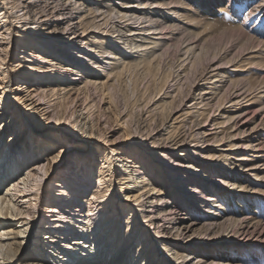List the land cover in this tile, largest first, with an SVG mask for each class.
Returning <instances> with one entry per match:
<instances>
[{
	"label": "bare ground",
	"instance_id": "6f19581e",
	"mask_svg": "<svg viewBox=\"0 0 264 264\" xmlns=\"http://www.w3.org/2000/svg\"><path fill=\"white\" fill-rule=\"evenodd\" d=\"M1 1L9 6V11L0 3V264H129L133 250H136L135 264H223L218 259L232 255L229 253L232 247L225 245V240L218 239L217 243L205 246L199 244L207 243L194 244L190 240L196 236L214 238L232 223L235 227L227 234L232 233L238 239L251 236L264 240V227L259 230L258 221L222 214L218 210L225 196L228 200L231 197L237 201L239 198L248 200L251 195L262 191L248 193L240 182L243 173L248 172L249 178L254 177L256 181H262L257 179L259 176L264 179V166L257 167V160L264 157V141L259 134L254 135L256 131L243 135L250 123L245 118L252 109V103L244 105L250 100L248 95H244L246 90L244 93L228 91L229 86H235L239 80L232 78L228 68L218 60L200 72L197 85L178 106L173 104L170 85L164 96L158 94L161 98L155 105L154 102L151 104L156 113L166 112L163 115L166 121L171 117L172 123L183 121L184 124H193L195 128L189 134L177 136L174 130L162 145H158L161 139L147 136L146 143H141L143 151H128L120 146L115 149L106 147L100 152L98 148L97 152L103 157L98 164L94 161L91 165L89 160L78 155L82 161L78 169L49 183L51 169L58 160L55 156L65 150L71 139L66 135L58 137V151H54L56 153L52 156V153L43 155L45 147L38 135L35 136L37 141H32L26 117L6 101L4 79L7 73L3 65L9 60L12 34L17 40L16 48H22L18 57L22 59H11L9 70L22 80L20 88L24 89V108L34 119H54V114H50L52 105L43 102V96L52 94L58 99L71 101L93 88H109L128 69L149 68L165 47L178 40V34L174 32L177 28L186 30L190 36L195 35L194 39L187 37L180 49L181 56L189 54L195 59L204 50L199 41L207 26L200 30L195 18L185 15L187 7L184 1ZM218 1L206 2L212 5ZM208 4L207 9H210ZM110 18L115 19V24L109 27ZM141 19L144 21H139ZM166 28L169 30L164 31ZM243 39L252 41L253 38L247 36ZM11 57H16V52ZM224 57L219 60H224ZM182 62L175 76L177 79L186 75H183L186 69L184 60ZM77 73L81 74V87L73 91ZM262 80L264 84V78ZM200 84L204 88L198 92ZM72 91L76 94L70 98ZM259 92H264V89ZM57 118L71 122L64 116ZM17 122L19 128L3 145L6 127L12 131ZM73 124V128L68 129L76 134ZM260 129L263 130L262 127ZM25 136L31 137V142H24L22 151H16ZM46 136L56 142L57 137ZM188 138L190 142L195 140L201 144L213 139L217 142L213 145L214 150L221 147L220 150L228 152L215 153L208 143L203 146L186 143ZM224 139L227 140L222 141ZM231 146L235 147L231 149ZM238 149L252 151V157L236 152ZM206 150L210 153L203 155ZM113 151H116V160L122 164L120 171L114 170V160L111 161L110 157ZM221 155L225 157L224 166L216 168L217 158ZM153 157L160 160L154 163ZM232 160L234 165L242 167L237 176L230 175L227 169ZM187 162L185 170L183 166ZM212 169L214 177L209 175ZM199 174L202 175L199 177ZM135 180L142 184L132 195L138 208L130 206L129 209L128 205L109 199L114 183L134 184ZM44 185L47 187L42 192ZM240 187L247 193L235 190ZM41 194L45 199L41 207L43 216L39 218L42 220L39 236L43 241L38 240L22 262V249L34 221L38 219L35 208L39 207ZM201 206L208 207L201 212L202 223L199 224L193 211ZM126 210L130 212L124 224L126 229H123L120 223ZM135 210L139 219L131 227ZM77 219L79 222L70 226ZM121 232H124V241L120 240ZM76 239L82 241L78 243ZM156 244H161L163 255L157 252ZM180 247L183 249L177 250ZM193 253L198 255L196 262L191 258ZM207 257L210 259L206 260Z\"/></svg>",
	"mask_w": 264,
	"mask_h": 264
},
{
	"label": "rangeland",
	"instance_id": "374dc122",
	"mask_svg": "<svg viewBox=\"0 0 264 264\" xmlns=\"http://www.w3.org/2000/svg\"><path fill=\"white\" fill-rule=\"evenodd\" d=\"M181 1L182 3L185 2L184 4H186L187 7L185 15L189 14L190 18H195V21L198 22L197 25L200 30H202L203 26H207L205 28V33L200 35L202 38L201 41H199L200 46H202V49L204 50L200 52L199 56L195 59L193 55L189 54L181 56L182 51L180 49L186 43L183 41L188 39L187 37L194 39L195 35L192 34L190 36L186 30L177 28V31L175 29L174 32L175 34H178V38H176L178 40H174L171 45L165 47L162 51V55L157 59V61L151 62V66L149 68L140 66L139 68L128 69L124 72L123 76L119 78L118 81L114 82L109 88H93L89 92L87 91V93L84 94L81 93L77 98L71 99L72 102L68 99H58L56 98V95L52 94H48L46 97L43 96V102H47L52 105L50 107V111H52L50 114H54V119L52 120H49V118H31L28 114V109L24 108V89L20 88V82L22 80L17 79V77L13 74L14 72L9 70L11 66L10 63L12 62L11 59H13V61L19 59L21 61L22 59L18 58L21 55L19 51H21L22 48H20V46L16 48L17 40L15 34H12L9 60L3 65L4 71L7 73V77L4 79V85L7 87L6 101L9 102L10 105L17 107L20 114L23 113L29 126V134L33 135V140L31 137L25 136V138L21 140V144H19V148L16 151H22L21 149L24 142H31V140L37 141L35 136L38 135V139L42 141L41 143L45 147L46 152H44L43 155L52 153L51 155L49 154L52 156L53 153H56L54 151H58L56 149L57 146L60 145L58 137L66 135L69 136V139H71L65 150L59 153L58 156H55L58 160L54 164V168L51 169V171H53L50 176V180L47 181V183L54 179L60 180V178L65 175L64 173L78 169L82 164V161L78 159V155H81V157L86 161L89 160L88 162L91 165L94 161L95 164H98L101 160H103L101 154L97 152L98 148L101 149L100 152L106 147L115 149L120 146L126 147L125 149L128 151H130V149L131 151H143L144 149L141 143H146L147 136L153 135L155 139H161L158 145H162L165 142V138H167L174 130L177 136L187 133L189 134L195 128L193 124H184L183 121L179 123H172L173 120H171V117L166 121L163 119V115L166 112L161 110V113H156L151 109V104L154 102L155 105V102L164 96V92L169 90L170 85L172 88L171 93L170 91L169 93L171 96H174L173 104L178 106L182 102L183 98L186 95L189 96L195 85H197L201 74L200 72L202 70L204 71L210 65L209 63L217 60L222 66L228 68L227 71H230V76L232 78L239 80L236 82L235 86H229L230 88L228 91L231 92L237 90L240 91L239 93H244L246 90L244 95H248L247 98L250 100L244 102V105H246V103H252V106H250L252 109H249V114L245 118V120L250 123L243 135H250L256 131L254 135L256 136L259 134L261 140L264 141V127L262 126L264 125V123H262V119H264V92H259L264 89V84H262V79L264 78V0H219L212 5L206 2L208 0ZM0 3L2 4L3 1L0 0ZM207 4L211 7L210 9H207ZM2 7L9 11V6H7V4L3 3ZM180 19L183 21V18ZM110 21H108L109 27L115 24L113 23L115 22L114 18H110ZM139 21L142 22L144 20L141 19ZM167 30L169 29H164V31ZM247 36L251 37V39L253 38L255 41L253 39L252 41H244L243 38ZM14 52H16V57H11V54ZM221 55L225 56L224 60H219L222 57ZM185 59L187 61H185ZM182 60H184L183 66H185L186 69V72L183 71V75L185 73L186 75L177 79L175 76L179 67L183 63ZM234 68H236V70H233ZM76 76L77 83L73 85V91L79 86L81 87V74L77 73ZM262 86L263 88H261ZM202 88H204V86L200 84L199 90L197 91L200 92ZM73 91L69 94L70 98L74 97L76 94ZM160 93L161 97L158 98L160 96L158 94ZM228 104L229 103H227V105ZM213 109L215 110V107H213ZM73 111L74 113L72 116L71 112ZM9 115L8 119L10 117ZM63 116L71 122H67L66 120L65 122L62 120L60 121L57 118H62ZM191 116L193 118L194 115ZM207 123H209V121ZM72 124L74 125L76 134L70 132L68 129L73 128ZM13 126L12 131H8L9 129L6 127V132L3 133L5 134L3 137H5L6 140L1 142L3 145L7 144L12 132L14 133V131L19 128L18 122ZM175 126L177 128H175ZM261 127L263 130L260 129ZM77 133L80 135H77ZM46 135H53L54 137H57L56 142ZM186 140V143H190L192 145L199 144L200 146H203L206 143L211 144L210 146L213 148V152L215 153L228 152L227 150H220L221 147L215 148L221 152L214 150L213 145L217 142H214L213 139L204 144L196 143L195 140L190 142L189 138ZM225 140L227 139L222 141ZM234 147L235 146H231V149ZM262 147L264 149V145H262ZM146 151L149 152L148 149ZM235 151L241 152L242 155H246L249 158L252 157L250 153H253L248 149H238ZM177 152L179 153L180 151ZM209 153L210 151L208 150L202 152L203 155H208ZM115 155L116 151L110 152L111 161L114 160L113 165L115 164V166H113L114 170L120 171L118 169L122 164L116 160ZM42 156L39 157V159H41ZM152 159L154 160V163L160 160L158 157H153ZM257 161V167L264 166V157ZM224 163L225 157L223 158L221 155L217 158V164L215 167L222 168ZM186 164L188 165V162L185 163V166H183V169L185 170H187ZM94 167L96 168L95 165ZM241 168L242 167L237 164L234 165L232 160L230 168L227 169H229V173L232 175L240 173ZM201 175L202 174H199V177ZM209 175L214 177L213 169L209 172ZM243 176L245 178L243 177L240 182L243 186H245L248 193H255L254 191L256 190L262 191L251 195L248 200L239 198V201H237V198L234 199L233 197H231V200H228L225 196L222 200L220 199V203H222L220 204V207H218V210L221 211L222 214L228 213L229 215L239 216V218L242 216L245 218L247 217L253 222L258 221L259 224L257 227L260 230L264 227V179L259 176L257 179L262 180L260 182L256 181L254 177L249 178L251 176L248 172L243 173ZM205 181H207V178ZM7 183L8 181L3 185L5 186ZM133 183L134 184L114 183L112 189H110V193L112 195L109 199L111 198V200L123 203L124 206L128 205L129 209L131 208L130 206H134V208H136V202L132 195L139 190L142 184L139 183L138 180H135ZM47 185L42 187V192L45 190ZM241 188L242 187H240V189L236 188L235 190L239 193H247L245 190H241ZM232 191L234 190L231 189V192ZM43 197L44 195L41 194L38 203L39 207L35 208L38 210V219L34 221L35 225L29 232V237L25 241L22 249V255L20 256L22 262L25 261V258L23 257L32 250L37 241H43L41 236H39V233L42 230V220L40 221L39 218H42L41 216H43L41 207L45 204V199ZM232 200L233 202H231ZM206 207L208 206H201L197 211H193L194 216L198 218L197 222L199 224L202 223L200 214L205 211ZM129 212V210H126L125 215L121 218L120 224L123 226V229H126V225L124 224L127 220L126 217L129 216ZM138 217L139 213L136 212V210L133 211L132 221L129 226L132 227L134 222L138 221ZM76 221L79 222V219L73 221L70 226H74ZM127 223L129 224V222ZM232 224L226 225L224 227V232L221 230L214 238L196 236L195 238H192L190 242L194 244H199V242L207 243L199 244L205 246L217 243L218 239L220 241L225 240V245L232 247V249L229 250V253H232V255L222 256L218 259V256L214 254V257H217V259L220 260V262H223V264H264V240H257L251 236H243L245 239H238V237L232 233L227 234L228 232L233 231L235 225L234 223ZM132 232H134V230H132ZM74 237L76 238V235ZM124 237V232H121L120 240L124 241ZM151 239H153V241L155 240L152 237ZM76 240H79L78 243L82 241V239ZM156 246L157 252L163 255L161 244H156ZM182 249L183 247H180L177 250ZM135 253L136 250H133L132 256L129 259V264H135V261H133V259H135ZM164 253L170 254L169 252ZM226 254H228V250H226ZM197 256L198 255L196 253H193V256H191L193 262H196ZM170 257L171 256H168L167 258ZM208 259H210V257L206 258V260Z\"/></svg>",
	"mask_w": 264,
	"mask_h": 264
}]
</instances>
